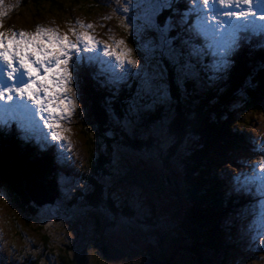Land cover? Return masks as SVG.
<instances>
[{"label":"rangeland","instance_id":"rangeland-1","mask_svg":"<svg viewBox=\"0 0 264 264\" xmlns=\"http://www.w3.org/2000/svg\"><path fill=\"white\" fill-rule=\"evenodd\" d=\"M180 1L181 8L173 14L171 20L167 19L173 29H187L189 20L199 26L202 14L207 20L205 0ZM252 1L253 9L260 10L254 12V17H249L246 23L233 18L234 35L224 37L225 40L235 38L238 41L237 47L228 51L224 58L226 60L238 53L243 39L242 32L255 34L261 42L256 47L264 49V35L261 34L264 33V22L258 19V12L264 11V0ZM61 2L62 11L51 13L33 0H0V12L3 13L0 15V31L4 33L14 29L19 37L22 30L33 34L37 27L49 28L57 35L67 36L72 42H76L77 35L84 33L91 36L99 48V52L95 49L84 52L81 48V60L76 62L74 79L71 85L66 86L71 87L72 91L59 94L72 100V105L69 106L73 110L70 118L55 119L58 127L50 129L45 127L44 119L40 115L34 114L35 111H31L27 117H21L19 114L13 115L9 110L4 122L11 123V129L8 128L9 133L5 134L16 136L17 141L24 144L20 149L26 150L29 146L33 155L36 153L41 157L43 154H50L57 163L56 184L59 188L63 187L60 188V202L64 200L79 208L74 209L68 205L62 207L64 204L61 207L55 204L36 207L32 204L33 210L40 208L39 212L36 210L34 215H25L26 213L16 207L12 195L0 185V264H55V254L58 252L56 247L61 242L76 243V253L79 254L85 251L83 242L90 244L93 240L102 249L104 247L102 252L105 253V259L115 264H128L131 257L140 261L144 257L143 252L149 248H152L156 259L164 258L168 264H208L206 259L209 255L213 262L211 264H264V178L259 168L264 160V106L261 110L250 111L245 115L243 120L249 124L244 129L237 127L244 131L243 138L232 152H228L229 159L217 171L234 198L239 204H243L240 205L241 208L236 205V212L232 207L230 214L234 229L240 236L238 249L229 250L224 255L210 251L200 258L194 252L197 249L194 244L198 242L182 232V227H188L187 220L190 218V201L185 192L182 171L188 163L186 157L189 143L197 145V140L187 138L175 158L169 162V169H165L161 159L175 141L174 135L168 132L171 117L168 105L165 107L168 108L164 113L166 115L154 124L146 126L141 117L133 112L120 123V128L128 138L149 141L153 145L151 151L137 152L122 145L123 138L114 130L115 126L101 131L90 120L89 108L77 78L78 67H90V63L94 74L92 80L101 82L103 87L122 91L124 87L129 89L135 82L137 90L133 95H137L142 89V94L135 97L138 100V110L144 109V103L139 98L145 94L150 95L152 91L158 103L165 79L162 59L163 56L168 58L173 53L164 49V46H172L168 40L171 37L167 30L157 25L156 17L161 10L170 5L174 7L176 0H80L81 5L69 4L66 0ZM196 3L199 7L195 6ZM213 3L214 0H207L209 7ZM188 9L194 10L189 12ZM221 19L226 20L224 17ZM81 24L85 27H81ZM87 25L91 27H86ZM69 28L73 32L70 33ZM31 36L33 35L26 34V38ZM205 37L208 41L205 47L208 55L217 59V43L210 39V35ZM116 41L121 43L117 45ZM106 46L117 54L121 50L126 53L123 71L119 67L115 73L111 71L116 60L114 56L104 54L103 49ZM247 46L250 47L251 44ZM177 49L189 51L192 48L179 44ZM199 58L192 59L199 61ZM128 59L136 61L135 67L127 63ZM225 67L224 65L219 72L210 70L217 76L210 82L211 86L227 85L225 76L219 75ZM189 75L196 79L194 87L197 90H205L201 75L191 71ZM14 80L15 82L7 81L4 78L5 84L12 82L16 85L21 82L19 79ZM23 81H27L26 76ZM12 95L17 100L22 99L15 96V93ZM262 99L264 100L263 95ZM25 102L36 109V105H32L30 100L25 99ZM8 103L11 104L12 101ZM57 104L61 109L64 108L59 100ZM0 106L3 110L2 102ZM42 115L49 123H53V118L58 116L55 112H45ZM52 131H56L64 139L52 140ZM97 165H100L99 168H96ZM92 167L95 171L91 170ZM237 176L242 182H247L243 191L234 188L236 181L233 178ZM87 177L93 179L96 189L87 181ZM76 191L82 197H77ZM95 191L99 203L89 205L84 202L83 193L90 197ZM104 200L108 204L112 202L113 207L127 201V210L131 214H121L120 219L115 216L116 212L112 211L113 215H108ZM207 224L210 225V222L207 221ZM228 224L224 219L220 221L221 226L227 227ZM44 237L46 242L43 241ZM57 254H62V251Z\"/></svg>","mask_w":264,"mask_h":264},{"label":"trees","instance_id":"trees-1","mask_svg":"<svg viewBox=\"0 0 264 264\" xmlns=\"http://www.w3.org/2000/svg\"><path fill=\"white\" fill-rule=\"evenodd\" d=\"M33 1L39 2L38 6L51 13L62 11L61 0ZM66 1H69V4L79 3L81 5L80 0ZM179 2L181 1L176 0V7L170 5L161 10L156 17L157 25L167 30L168 36L171 37L168 40L171 41L172 46H164V49L173 53L168 58L163 56L162 59L166 79L158 103L157 99L154 98L151 86H149L152 93L139 98L140 102L144 103V109L138 110V100L135 97L142 94V89L137 95H133L134 91L137 90L135 82L129 89L124 87L122 91L103 87L101 82L92 80L94 74L90 67L79 66L77 78L80 82V91L89 108L90 120L97 124L101 131H106L109 127L115 126L114 130L120 133L119 135L123 138L121 140L122 145L137 152L151 151L153 145L149 141L128 138L120 128V123L133 112L141 117L146 126L154 124L166 115L164 113L168 108L165 107L168 105L171 112L168 132L170 135H174L175 141L167 149L166 156L161 159L163 167L169 169V162L175 158L179 148L187 138H194L198 142L197 145L189 143L190 151L188 150L186 157L188 163L182 171L185 192H187L190 201L188 227H182V232L185 235L188 234L194 242H198V244H194L197 247L194 252L200 258L203 254L204 256L209 254L210 251L224 255L240 244V236L235 232L232 222L226 227L220 225V220L224 218L228 222L233 210L231 208L234 207L233 211H236L235 207L236 205L239 206V202L231 194L230 188L226 186L222 175L217 174V171L229 159L228 152H232L243 137L244 131L237 129V127L244 129V126L249 124L243 120L245 115L250 111L261 110L264 106L262 99V95L264 96V49L256 47L261 43L257 38L250 40V47L242 43L240 51L236 55L229 56L223 73H219V75L225 76L227 85L225 87L222 85L220 87L218 84L211 86L210 82L215 80V73L210 70L216 64V59L206 53L199 56V61H196L188 55L191 49L189 51L177 49L179 44L184 47L187 46V48L205 47L204 39L193 33L194 23L189 19L187 29L184 27H174L175 29H173L167 21V19L171 20L173 14L181 8ZM190 71L201 75L205 90L200 92L194 87L196 86V79L189 75ZM230 106L233 108L230 109ZM18 146L15 142L12 143L10 138H5L3 144L0 142V180L6 177L9 180H13L10 179L12 177L15 178L21 188L18 194L23 195L24 198L23 200L19 198L24 205L18 204V201L13 198L16 207L21 209L24 214L26 213L25 215H34L36 210L38 212L40 210V208L33 210L31 204L28 209L25 208V205L30 203L23 191L21 180V171L25 169L44 186L47 193L57 197L55 205L61 207L64 204L62 207L68 205L74 209L79 208L64 200L60 202V188L56 184V166L52 157L43 155L38 158L25 149L20 151L17 149ZM100 165H97L96 168H99ZM92 169L95 171L93 167ZM87 181L95 189L97 188L91 177H87ZM79 193L75 192L77 197H82ZM95 194L96 191L90 197H86L83 193L84 202L89 205L99 203V197ZM104 203L108 215L112 216V211L116 212L115 216L119 217L117 219L121 218V214H131L127 210V201L122 205L115 204L117 208L112 206V202L108 204L104 200ZM207 221L210 222V225L207 224ZM102 228H104L103 224ZM43 241L46 242V237ZM62 243L56 247V250L58 252L61 250L62 254H57L58 252L55 254V264H78L81 257L79 258L78 253H76V243ZM84 246H88L89 250H87V255L84 252L83 257L85 259L82 258V260L88 259L89 264H115L114 262L109 263L108 259H105V253L102 252L104 247L102 249L95 240L91 241L90 244L84 243ZM143 256L140 261L131 257L128 264H168L164 258L156 259L152 254V248L143 252ZM208 257L206 262L208 264L213 263L211 256Z\"/></svg>","mask_w":264,"mask_h":264},{"label":"snow or ice","instance_id":"snow-or-ice-1","mask_svg":"<svg viewBox=\"0 0 264 264\" xmlns=\"http://www.w3.org/2000/svg\"><path fill=\"white\" fill-rule=\"evenodd\" d=\"M195 6L199 7V4L196 3ZM193 10L188 9L187 11ZM204 10L208 13L207 20L203 18L202 14L201 24L199 26L193 25L192 31L197 36L210 35V39L217 43V63L213 65L212 70L219 72L227 63L224 58L228 51L236 48L238 44L235 39H224L225 36L232 37L234 35L233 18L246 23L249 17H254V9L251 0H214L211 7L205 0ZM0 15L3 13L0 12ZM221 17L226 18V20L221 19ZM258 19L264 22V11L258 14ZM80 26L85 27L83 24ZM86 27L90 28L91 25ZM68 31L71 33L73 29L69 28ZM261 34L264 35V33ZM250 35L252 34L250 33ZM44 37L47 38L44 39ZM115 43L119 45L121 41ZM81 48L84 52H92L94 49L99 52L96 42L91 36L84 33L77 35L76 42H72L67 36H60L51 29L39 27L30 38H26L23 31L19 33V37L16 33H12L11 37H8L0 31V102H2L3 107L10 110L13 115L19 114L21 117H27L31 108L25 103V99L30 100L32 105H36L34 114L40 115L44 119L45 127L50 129L58 127L55 119L66 120L70 118L73 110L69 106L72 105V100L66 95L61 96L59 94L72 91L71 87L66 88V86L71 85L74 79V72L77 70L76 62L81 60ZM103 51L106 56L115 57L116 64L111 71L115 73L117 67L123 71L126 53L121 50L117 54L115 50H109L107 46ZM206 53L207 49L201 46L192 48L188 55L192 58H198ZM127 63L133 67L136 65V61L132 59H128ZM20 69L23 71L20 72ZM25 76L27 77L26 82L23 81ZM5 77L7 81L19 79L21 82L16 85L5 84ZM34 85L36 87H33ZM13 93L22 99H15ZM40 93L43 95L41 96ZM57 100H59V104L64 105L63 109L58 106ZM8 101H12V103L9 104ZM54 104L57 106L54 107ZM45 112L50 114L55 112L58 116L53 118V123H49L48 119L42 115ZM51 138L54 141L64 139L56 131L51 132ZM259 168L261 169V176L264 178V160L261 161ZM233 179L236 181L234 188L243 191L247 182H242L239 176Z\"/></svg>","mask_w":264,"mask_h":264},{"label":"water","instance_id":"water-1","mask_svg":"<svg viewBox=\"0 0 264 264\" xmlns=\"http://www.w3.org/2000/svg\"><path fill=\"white\" fill-rule=\"evenodd\" d=\"M10 179L13 180H9L7 177L4 179L2 178V180H0V185L5 187L8 192L10 191L9 193L16 201H18V204L24 205V203L20 202L19 199L21 198L23 200L24 198L23 195L18 194L21 188L19 187L17 180L13 177ZM21 180L23 183V191L26 197L28 198V201L30 202L27 204V206L25 205V208L28 209L30 207V204H33L36 207H41L44 204H52V198L47 195L44 186L39 181H37L31 174H29V172L25 169L21 171ZM41 193H43L44 195L42 196ZM40 196L42 198H40Z\"/></svg>","mask_w":264,"mask_h":264},{"label":"bare ground","instance_id":"bare-ground-1","mask_svg":"<svg viewBox=\"0 0 264 264\" xmlns=\"http://www.w3.org/2000/svg\"><path fill=\"white\" fill-rule=\"evenodd\" d=\"M252 1V0H251ZM253 2V1H252ZM262 9V8H261ZM258 10H260V9H254V12L256 13V11H258ZM258 14H259V12H258ZM235 23V22H234ZM258 24V23H257ZM233 25V24H232ZM259 25V24H258ZM234 26V25H233ZM41 29H49V28H41ZM25 34H28V35H34L35 33H33V34H31L30 32L29 33H27V32H25L24 30H22ZM12 33H15L14 32V29L13 30H11V31H9V32H5V36H8V37H11V35H12ZM47 37H44V39H46ZM235 39V38H234ZM30 54V53H29ZM114 60V59H113ZM236 65V64H235ZM232 70V69H231ZM19 71H22V69H20ZM4 83H5V81H4ZM19 98H21V97H19ZM51 98V97H50ZM45 103H47V101H45ZM28 104V103H27ZM29 105V104H28ZM54 105H56V104H54ZM30 106V105H29ZM57 106V105H56ZM30 108H31V111H32V107L30 106ZM34 110V109H33ZM35 113V112H34ZM3 114H2V110H1V108H0V122H2V120H3ZM230 155V154H229ZM223 164H225V163H223ZM248 170V169H247ZM244 171V170H243ZM255 171H256V169H255ZM260 171V170H259ZM250 172V171H249ZM261 172V171H260ZM259 172V173H260ZM257 175V174H256ZM263 181V180H262ZM260 182V181H259ZM263 184V183H262ZM238 207V206H237ZM236 212V211H235ZM258 240V239H257ZM259 242H261V241H259ZM255 243V242H254ZM254 246V245H253ZM260 246V245H259Z\"/></svg>","mask_w":264,"mask_h":264},{"label":"flooded vegetation","instance_id":"flooded-vegetation-1","mask_svg":"<svg viewBox=\"0 0 264 264\" xmlns=\"http://www.w3.org/2000/svg\"><path fill=\"white\" fill-rule=\"evenodd\" d=\"M83 246H84V243H83ZM84 249H85L86 252H85V251H82L81 253L78 254V256L81 257V258L79 259V263H78V264H89V263H88L89 261H88L87 258H86L87 260H82V258H84V257H83V256H84V252H85V254L87 255V250H89V249H88V246H86V247L84 246ZM84 259H85V258H84ZM145 259H146V258H145ZM146 261H147V260H146ZM90 264H91V263H90Z\"/></svg>","mask_w":264,"mask_h":264}]
</instances>
